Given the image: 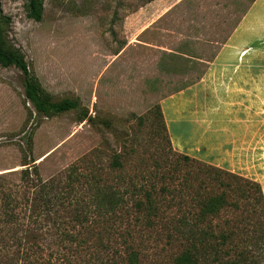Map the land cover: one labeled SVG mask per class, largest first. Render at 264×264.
<instances>
[{"label":"rangeland","instance_id":"obj_1","mask_svg":"<svg viewBox=\"0 0 264 264\" xmlns=\"http://www.w3.org/2000/svg\"><path fill=\"white\" fill-rule=\"evenodd\" d=\"M252 1L42 0L40 20L33 21L23 0H0L9 18L6 43L20 50L51 100L77 102L53 116L37 114L20 71L0 66V173L15 181L28 162L47 179L82 157L104 171L113 155L124 157L130 148L144 160L123 158L125 166H151V155L167 152L150 124L158 106L172 152L253 179L264 202V32L255 27L254 40L242 42V64L257 67L258 92L251 90L250 68L243 74L248 82L228 78L211 90L195 82ZM256 93L257 102L248 104ZM83 110L88 118L80 120ZM167 157L163 169L171 171L174 155ZM171 190L162 220L174 216ZM158 229L144 232L140 264H174L177 245ZM0 264L20 263L13 249L1 247Z\"/></svg>","mask_w":264,"mask_h":264},{"label":"trees","instance_id":"obj_2","mask_svg":"<svg viewBox=\"0 0 264 264\" xmlns=\"http://www.w3.org/2000/svg\"><path fill=\"white\" fill-rule=\"evenodd\" d=\"M23 1L25 16L39 21L42 0ZM8 23L0 10V66L20 71L34 111L49 117L76 108V100L54 101L42 90L20 50L6 43ZM150 124L167 151L151 155V166H125L123 158L144 160L130 148L124 157L113 155L104 171L82 157L47 179L28 162L15 181L0 173V248L13 249L20 264H140L144 232L159 228L165 242L177 245L174 264H258L264 257L258 182L172 152L158 106ZM169 152L174 169L164 171ZM173 187L174 216L162 220Z\"/></svg>","mask_w":264,"mask_h":264},{"label":"crops","instance_id":"obj_3","mask_svg":"<svg viewBox=\"0 0 264 264\" xmlns=\"http://www.w3.org/2000/svg\"><path fill=\"white\" fill-rule=\"evenodd\" d=\"M251 17L249 24H245V19L247 16ZM244 25H246L244 27ZM248 25V26H247ZM251 25V26H250ZM256 29H261L264 32V0H253L244 18L238 21L236 26L230 32V35L224 39L223 43L219 45L213 56V61L208 60L205 68L203 70L201 78L195 80L196 83L203 82L204 88L212 89L216 87H221L227 84L228 78L230 80L234 79L237 82L247 81V77H244L246 69L250 68V86L251 90L258 92V78L255 76L253 78L252 73L257 72V67L247 66L242 64V57L244 53V48L242 47V42L254 40L251 31ZM255 68V70H253ZM227 80V81H226ZM242 88V86H239ZM252 91V94H253ZM248 98V104H253L257 102L258 95H251ZM238 99L240 104H243L242 96ZM173 126V124H171ZM169 128L170 125H167ZM174 134H171V136ZM253 180V179H252Z\"/></svg>","mask_w":264,"mask_h":264}]
</instances>
